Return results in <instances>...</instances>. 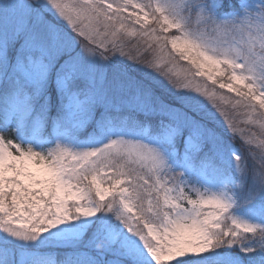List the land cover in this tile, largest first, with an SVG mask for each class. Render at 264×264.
<instances>
[{
	"label": "snow or ice",
	"instance_id": "6c2138e0",
	"mask_svg": "<svg viewBox=\"0 0 264 264\" xmlns=\"http://www.w3.org/2000/svg\"><path fill=\"white\" fill-rule=\"evenodd\" d=\"M0 117V264H264V0H0Z\"/></svg>",
	"mask_w": 264,
	"mask_h": 264
},
{
	"label": "rangeland",
	"instance_id": "374dc122",
	"mask_svg": "<svg viewBox=\"0 0 264 264\" xmlns=\"http://www.w3.org/2000/svg\"><path fill=\"white\" fill-rule=\"evenodd\" d=\"M189 67L190 66L187 65L186 63H184L183 61L176 63V70L177 71L183 72V71H186ZM197 80H200L201 82H203L202 78H197ZM217 91L223 92L225 95H232L231 93H227L226 90H220L217 88ZM228 110L231 111L230 109H228ZM238 119H239V117H238ZM238 126L241 128H244L246 130V134L251 133V134H254L255 137L264 139V130L260 129L259 127L249 126V125H244V124H239ZM7 133L8 132L5 133L6 137L11 138V139H15V138L8 136ZM234 143L239 144L238 147H240V141L239 140L234 141ZM241 151L244 152V149L242 147H241ZM244 154L247 155L246 152H244Z\"/></svg>",
	"mask_w": 264,
	"mask_h": 264
}]
</instances>
